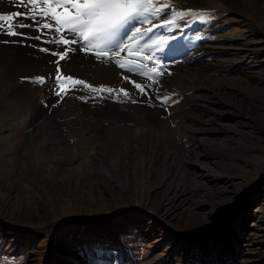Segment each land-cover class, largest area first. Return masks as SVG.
I'll list each match as a JSON object with an SVG mask.
<instances>
[{"label": "rangeland", "instance_id": "rangeland-1", "mask_svg": "<svg viewBox=\"0 0 264 264\" xmlns=\"http://www.w3.org/2000/svg\"><path fill=\"white\" fill-rule=\"evenodd\" d=\"M159 3L178 10V6H184V10L206 13L207 17L200 21L189 13L167 28H154L145 42L166 37L164 44L152 49L161 58L164 72L158 81L133 77L142 84L153 85L149 96L131 89L136 101L131 103L138 105L135 111L158 108L155 115L160 114L153 120L145 115L134 123L157 124L170 119V146L185 157L177 161L190 159L177 172L185 182L183 195L187 196L180 203V214L171 219L166 208L157 209L159 197L147 199V193L125 189V185H119L96 166L87 173V180L106 182L112 192H118L116 195L103 194L104 202L98 193L93 204L77 202L72 208L64 200L56 201L58 196L45 187L37 171L50 170L54 165L71 167L77 161L95 159L117 147L104 135L108 134L109 123L120 122H108L91 114L100 108L113 109V100H94L90 89L82 85L70 89L63 98L55 95L45 99L53 93L37 83L35 90L39 93L30 96L33 106L44 116L58 109L55 117L65 131L61 134L69 135L66 141L78 153L74 160L55 161L62 152L53 141L61 136L45 135L44 127L39 135L46 138L44 144L39 148L30 146L35 134L34 110L18 105L9 81L0 72V201L16 200V185L21 187L19 194L24 195L15 204L18 209L0 203V264H264V0H226L219 6L202 0ZM150 19L157 25L162 22L160 18ZM82 57L75 60L78 70H87L88 60L99 71L106 64L110 72L115 69L121 76L122 84L108 87L117 92L120 87L128 88L122 73H129L112 62L97 60L91 52ZM66 60L60 61L62 74H76ZM34 77L25 76L23 80L32 81ZM221 91L233 98L220 96ZM165 93L169 96L167 101L155 98ZM239 100H243L242 105L236 102ZM62 107L68 111L66 117L64 110L60 111ZM203 136L209 146L202 151L200 160H220L214 165L215 171L209 170L211 175L221 176L216 183L210 175L199 174L193 160L204 150L200 143ZM141 139L132 141L139 143ZM39 150L46 155L40 163ZM9 187L13 191L8 192ZM222 187L229 192L222 193ZM140 199L149 201L144 205ZM88 222L91 223L81 228Z\"/></svg>", "mask_w": 264, "mask_h": 264}, {"label": "bare ground", "instance_id": "bare-ground-1", "mask_svg": "<svg viewBox=\"0 0 264 264\" xmlns=\"http://www.w3.org/2000/svg\"><path fill=\"white\" fill-rule=\"evenodd\" d=\"M202 1L207 3L211 2L212 4L214 3L217 6H219L221 4V1L225 2L226 0H202ZM31 7L32 5L28 3V0H0V12L3 13H9V12L23 13L27 9H30ZM41 7H43L42 4ZM16 20L26 24L32 23L31 20L26 19L23 16L17 17ZM16 31L18 33H26L27 35L8 36L6 22H5V26L2 29H0V72L4 76V78L9 81L10 84L8 86L12 88L11 92L13 94H16L14 96L18 98V105L21 106V108L23 109L33 108L34 110L35 116L33 117L32 122L35 130L33 132L35 134L34 135L32 134L34 142L31 143L30 146L32 148L35 147L39 148L44 144L43 142L46 141V138L39 137V135L43 132L42 128L45 127V129L47 130L43 132L45 135L61 136V139L56 138L57 140L53 141V143H55L56 148H58V150L60 149V151L62 152L61 154L56 155L54 160L55 161L57 159H60L62 161L74 160L78 158V153L73 145L68 144L69 140L66 141V139L69 138V135L64 136L63 134H61V131L62 132L65 131L61 130V128L63 127H61L60 123L58 122L59 120L58 121L56 120L57 119L56 115L58 114H56L55 112H57L58 109H55L54 110L55 112L52 115L47 114L44 116L43 113L40 114L38 107L33 106L34 103L32 102L31 99L33 96H36L38 90L36 92L35 89L38 88L36 86L39 84L33 83L31 80L27 78L25 79V81L23 80L25 76H31V75L32 77L33 76L36 77L38 75L49 76L50 73H53L54 65L50 61L54 60L55 58L52 57L50 54L41 52L39 49L40 47L54 48V45H52L51 43L45 44L42 42V40L51 39L57 34H55L54 31L44 30L42 35V40H36L33 39L32 37L41 35V32H38L34 27L18 28L16 29ZM55 50H59V49H55ZM85 54L87 53L78 50L73 51L69 54L68 61L66 60L67 63L73 65L74 69L77 71L76 74H71L73 78L82 79L87 84H90L94 87H99L101 85L106 87H108V85L118 87L122 85L120 83L121 80H119L121 76L118 75L115 69H113L110 72L107 69L108 65L106 64L101 65L102 67L101 70L99 71L97 70V68H93V66L91 65L92 62L87 59L88 62L90 63L89 68L87 70H82V71L78 70L75 66L76 63L75 60L77 58L84 56ZM168 54L169 53H167V55ZM88 58L90 59L89 56ZM80 59L82 60L85 58L82 57ZM6 69L9 70L6 71ZM215 83H218V81H215ZM127 85L129 89L133 88L129 82H127ZM240 86L241 85H239V87ZM29 88H31V92ZM132 93L133 92L131 90L130 96L128 98H124L122 93L115 91L114 95L116 96V98H118V99L115 98L116 99L115 100L108 93H102L98 95L91 92L92 95L91 97L94 100L98 101V99L100 98L103 100L105 97H109L110 99L113 100L112 101L114 104V106H112L113 109L100 108L96 112H91V114L95 116H99L100 119H106L108 120V122L110 121L120 122V125H117L115 123L110 125L109 123V125H107L108 134L104 135L107 140H111L117 143L118 144L117 147H115L110 151L102 152V154H100V156H98L95 159H85V160L77 161L76 164H73L71 167L64 168L54 165L51 167V169L49 168L50 170L42 169L37 171V173L40 176L41 180H44L43 182L45 184V187L46 186L49 187L51 193L58 196L56 201L64 200V202L66 204H70L69 207L72 208L74 205L76 206L78 204L77 202H83L85 205L93 204V200L96 194L98 193H99L98 196L100 197V199L104 200V202L106 200V197L102 196L103 194L109 196L111 195L113 197V195H116L118 193V192L117 193L112 192L111 188L108 186L106 182L101 181L94 183L87 180L86 178L87 173L94 171V166H96V168L100 169L101 172L111 176L112 179L115 180L119 185L121 186L125 185L124 187L125 189L132 188L133 190V188L134 189L136 188L138 191H141V193L144 194L147 193V199H155L156 197H159L160 199L159 201H157V205H156L157 209L163 207L166 208L168 216H170V218L173 219L177 216L178 212L180 214L179 211L181 206L180 203L187 200V196L183 195L184 192L186 191L185 182L179 177V175H177V172H180L179 171L180 168H185V165L190 163L189 162L190 159L187 158V161H182V162L177 161L179 157L181 159L184 156L183 154L178 152L177 149H175L173 146L172 147L170 146V141L168 138V135L170 133V128L168 123L170 119L160 120L157 124H155V121H151V120H150L151 122L148 124L134 123L140 118L142 120V118H144L145 115L153 120L155 116L157 118L160 114H158V116L155 115L156 109L158 108L152 109V108L143 107L141 112L135 111L138 105L131 103V101L134 100L133 98L134 93L133 94ZM220 93H221L220 96L228 95L230 96V98H233L232 94H227V93L225 94L224 91H221ZM54 96L55 95L50 94L47 95L45 99L53 98ZM135 99L140 100L141 97L138 98L137 96ZM140 102H139V106L141 105ZM236 102L238 103V105L239 104L242 105L243 100H239ZM236 102L233 101L232 103L236 104ZM221 107H223V105ZM242 107L244 108V106ZM60 111H62L63 117H66L68 115V111L65 110L64 107H62ZM59 125L61 128L59 127ZM38 128L39 130H37ZM207 129L210 130V128ZM138 138H142L140 142L133 143L132 140ZM206 138L207 137L204 136L201 137L200 143H202L204 150L199 151L196 155L197 157L193 160L195 166L198 169H200L199 174L204 176L210 175L211 178L216 183L218 180H220L219 177L221 176H218L216 173H212L213 175H211L209 173V170L213 171L214 165L219 164L220 160L218 159L213 161L200 160V157L206 150V147L209 146V141ZM62 139H64L65 142H62ZM124 141H126L127 143L124 144ZM121 142H123V144ZM63 153H66L67 155ZM44 154H45L44 151L39 150L37 157L39 158L38 163L42 162V160L45 158L46 155ZM184 171L186 172V170ZM37 178H38L37 176L32 175V179L36 180ZM16 187H17L15 189L17 192L16 193L17 195L15 194L16 200L10 202L11 198L10 199L7 198L8 200L4 199L0 201L2 205H7L9 209L10 208L14 209V207L17 209L20 208L19 206H15V204L18 203L17 202L18 200L20 201L22 197H24V195L19 194V192L21 191V187H19L18 185H16ZM222 188H223L221 190L222 193L225 192L227 194L229 192L227 188L225 187ZM13 189L14 188L9 187L8 192L13 191ZM73 192H75L76 194L73 195ZM147 199L141 200L142 202H144L143 203L144 205L149 201V200L147 201ZM97 200L99 199L96 197V201Z\"/></svg>", "mask_w": 264, "mask_h": 264}, {"label": "snow or ice", "instance_id": "snow-or-ice-1", "mask_svg": "<svg viewBox=\"0 0 264 264\" xmlns=\"http://www.w3.org/2000/svg\"><path fill=\"white\" fill-rule=\"evenodd\" d=\"M28 3L32 7L23 13L0 12V29L6 22L7 35L16 36L27 35L18 33L16 29L34 27L41 32V35L32 37L36 40H42L44 30L57 34L51 39L42 40L45 44L51 43L54 48L39 49L55 58L50 61L54 65V72L49 74L47 81L45 76L38 75L32 78V82L48 87L49 91L59 98H63L70 89L79 85L90 89L94 94L108 93L113 99L116 98L114 92L117 90L113 87H94L82 79H74L70 74H62L60 61L66 60L70 52L77 50L91 52L97 60L114 63L119 69L130 74L122 73L125 81L139 94L148 96V90L153 88V85L142 84L133 77L138 75L149 81L159 80L164 70L160 63L161 58L156 56L152 49L164 44L166 37L152 39L151 43H146L145 37H148L154 28H167L176 23L179 17L189 13L200 21L207 18L206 13L184 10V6H178L180 10L177 7L169 8L166 3H159V0H28ZM21 16L32 23L26 24L16 20ZM150 18H160L162 22L157 25ZM137 24L141 26L137 27ZM145 24L149 27L144 28ZM118 91L124 98H128L131 89L120 87ZM155 98L167 101L169 96L165 93L162 97L156 95ZM80 99L85 98L81 96Z\"/></svg>", "mask_w": 264, "mask_h": 264}, {"label": "trees", "instance_id": "trees-1", "mask_svg": "<svg viewBox=\"0 0 264 264\" xmlns=\"http://www.w3.org/2000/svg\"><path fill=\"white\" fill-rule=\"evenodd\" d=\"M135 213H138V211H135L134 212V214ZM120 218H122L123 219V216H121ZM91 222H88V223H85L83 226H81V228H85L88 224H90ZM101 225V224H100ZM51 237H53V235L51 236ZM189 256H191V253H190V255Z\"/></svg>", "mask_w": 264, "mask_h": 264}]
</instances>
